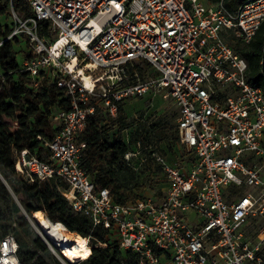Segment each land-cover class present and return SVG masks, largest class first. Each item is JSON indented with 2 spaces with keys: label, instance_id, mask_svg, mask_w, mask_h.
Masks as SVG:
<instances>
[{
  "label": "built area",
  "instance_id": "built-area-1",
  "mask_svg": "<svg viewBox=\"0 0 264 264\" xmlns=\"http://www.w3.org/2000/svg\"><path fill=\"white\" fill-rule=\"evenodd\" d=\"M15 1L0 0L19 24L0 45L26 33L32 54L25 70L32 77L52 70L70 97L55 117L59 131L45 143L49 161L24 150L19 170L32 182H66L72 210L111 230L139 264H263L264 91L248 82V63L227 37L249 44L264 22V0L235 7L229 0H23L26 18ZM137 64L154 77L136 73L131 82ZM159 92L178 110L189 160L155 155L165 195L120 204L82 166L86 143L78 139L96 107L81 103L100 101V111L115 118L125 100ZM17 251L16 236L5 235L0 264L18 259Z\"/></svg>",
  "mask_w": 264,
  "mask_h": 264
},
{
  "label": "trees",
  "instance_id": "trees-1",
  "mask_svg": "<svg viewBox=\"0 0 264 264\" xmlns=\"http://www.w3.org/2000/svg\"><path fill=\"white\" fill-rule=\"evenodd\" d=\"M244 1L229 0L227 5L235 7ZM14 8L22 18L31 15L28 4L23 0H16ZM9 10L7 2H0V17L7 15ZM12 24L3 25L0 20V42L9 36ZM48 30V23L42 22L39 26L40 34L47 35ZM8 42L0 45V174L8 184L0 177V222L7 217H16L21 225L27 227V217L21 215V211L32 219L34 213L43 211L49 220L63 224L70 232L88 238L91 243L92 253L88 259L81 262L65 260L66 264H139L137 255L121 248L111 230L94 228L89 218L72 210L63 195V191L68 189L66 182L59 178L32 182L30 177H19L16 163L17 155L22 151L27 150L30 155L49 161L51 151L45 143L53 140L59 131L55 117L61 110L68 108L70 97L58 86L57 74L52 70H42L37 77H32L24 65L17 61L11 63L6 48ZM228 42L232 45L230 40ZM234 48L248 63V82L264 91V22L249 44L241 42V45ZM145 69L147 67L140 64L130 68V81L137 79L136 73L140 78ZM81 105L96 107V112L89 117L78 139V142L86 143L82 166L95 186L109 189L113 200L120 204L150 196L158 199L155 194L145 192V185L126 177L131 171L133 157L127 160L125 156L130 152L136 154V151L131 150L122 134L128 127L122 104L115 118L107 112L102 113L93 99ZM176 135L180 142L178 129ZM151 142L150 132L142 130L136 135L135 145L149 147L151 151H148V156L157 162L156 157H152L155 151L151 149ZM166 160L169 163L176 161ZM156 164L155 167L151 164V167L164 174L163 166L159 162ZM164 179L166 188L168 183L165 175ZM159 195L164 196L165 193L159 191ZM15 198L18 201L15 202ZM3 231L2 238L9 233L14 234L9 232V227H4ZM17 242V258L21 264H62L39 238L33 242L34 248H30L21 239L17 238Z\"/></svg>",
  "mask_w": 264,
  "mask_h": 264
},
{
  "label": "rangeland",
  "instance_id": "rangeland-1",
  "mask_svg": "<svg viewBox=\"0 0 264 264\" xmlns=\"http://www.w3.org/2000/svg\"><path fill=\"white\" fill-rule=\"evenodd\" d=\"M0 20L3 25L13 22L11 26L12 30L9 35H11L13 31L19 27V24L15 23V20L10 13L1 16ZM227 38L234 47L241 45V42L234 36V34H230ZM6 48L9 52V61L11 63L12 61H17L18 63L24 65V61L30 58L32 54L26 33L23 32L14 36L8 43H6ZM145 66L147 69H145L143 75L140 74L141 80H146L150 77H154L155 75L147 65ZM97 103L99 108L101 106V102L97 101ZM121 104L126 116V125L128 126L122 134L125 141L129 142L131 150L136 151V155L133 156V161L130 163L131 171L126 174V177L131 179L134 178L135 181L145 185V192L152 193L153 195L155 194L158 200L162 199L163 196L159 195V191H161L162 194L167 191V187L164 188V174L162 171H156L151 167V164L154 166L157 165V162L151 160L148 156L150 148L135 145L136 135L142 130L150 132L152 138L151 149L155 151L152 157L155 158V155H161L168 160L175 159L176 161H181L184 165H186L189 160L186 149L180 145L177 135L175 136V131L177 130L178 110L172 100L166 97L163 92L150 93L143 97L125 100ZM154 125L156 126L153 127ZM19 158L20 155H17L18 162L16 163V169L18 171V175L20 178H25V176L27 178L29 175L26 170H19ZM16 200L18 201L17 198L14 199L15 202ZM40 212H42V214L47 218L46 213L43 211ZM35 214L36 213L33 214L32 219L26 215L24 211H21V215H25L27 217V227L21 225L17 221L16 217H7V219L0 222V240L3 236V228L9 227V232H14L16 239H21V241L27 244L30 248H34L33 242L35 239H41L49 247L52 255L62 264H66L65 258L61 254V247H57L42 231L36 220L37 218H35ZM49 221L51 223H56L51 220ZM88 244H91L89 239Z\"/></svg>",
  "mask_w": 264,
  "mask_h": 264
},
{
  "label": "bare ground",
  "instance_id": "bare-ground-1",
  "mask_svg": "<svg viewBox=\"0 0 264 264\" xmlns=\"http://www.w3.org/2000/svg\"><path fill=\"white\" fill-rule=\"evenodd\" d=\"M37 222L42 231L58 247H61V254L65 260L78 262L90 257L92 249L88 244V239L82 235L70 232L61 223H51L42 212L35 214ZM5 264H21L14 256L6 260Z\"/></svg>",
  "mask_w": 264,
  "mask_h": 264
},
{
  "label": "water",
  "instance_id": "water-1",
  "mask_svg": "<svg viewBox=\"0 0 264 264\" xmlns=\"http://www.w3.org/2000/svg\"><path fill=\"white\" fill-rule=\"evenodd\" d=\"M0 177L2 178V180L4 181V183H5L6 185H8L7 182L3 179V177H2L1 174H0ZM12 194H13V193H12Z\"/></svg>",
  "mask_w": 264,
  "mask_h": 264
}]
</instances>
